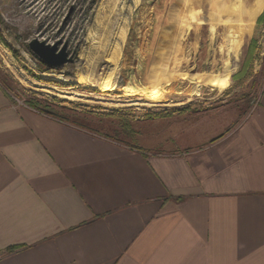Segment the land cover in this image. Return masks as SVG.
Instances as JSON below:
<instances>
[{"label":"crops","instance_id":"obj_1","mask_svg":"<svg viewBox=\"0 0 264 264\" xmlns=\"http://www.w3.org/2000/svg\"><path fill=\"white\" fill-rule=\"evenodd\" d=\"M246 95L164 103L136 142L126 117L99 133L0 82V264H264V77ZM183 124L198 138L176 142Z\"/></svg>","mask_w":264,"mask_h":264},{"label":"rangeland","instance_id":"obj_2","mask_svg":"<svg viewBox=\"0 0 264 264\" xmlns=\"http://www.w3.org/2000/svg\"><path fill=\"white\" fill-rule=\"evenodd\" d=\"M263 2L0 0V82L8 76L9 86L4 85L21 101L38 92L66 102L99 133L113 135L112 122L126 117L131 127L143 129L120 138L153 140L155 111L164 103L200 100L201 108L206 102L221 108L245 90L249 98L239 100H250L264 77V58L246 60L264 43V31L255 24ZM35 37L52 44L68 41L74 61L42 67L28 45ZM209 80L229 87L213 89ZM142 115L151 119L139 121ZM212 124V133L224 126L219 117ZM181 127L176 142L198 138L200 129Z\"/></svg>","mask_w":264,"mask_h":264},{"label":"water","instance_id":"obj_3","mask_svg":"<svg viewBox=\"0 0 264 264\" xmlns=\"http://www.w3.org/2000/svg\"><path fill=\"white\" fill-rule=\"evenodd\" d=\"M28 45L49 67H60L75 59V53L68 50V41L62 43L59 39L52 44L35 37L29 41Z\"/></svg>","mask_w":264,"mask_h":264},{"label":"trees","instance_id":"obj_4","mask_svg":"<svg viewBox=\"0 0 264 264\" xmlns=\"http://www.w3.org/2000/svg\"><path fill=\"white\" fill-rule=\"evenodd\" d=\"M41 63L42 67L47 66L42 60ZM3 82L9 86V77L5 76L1 79V85L9 90L10 87L5 86ZM24 102L39 111L46 112L56 117H74L76 113L66 102L38 92H32L30 96L25 97Z\"/></svg>","mask_w":264,"mask_h":264}]
</instances>
